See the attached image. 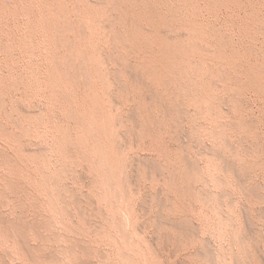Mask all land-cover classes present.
<instances>
[{
	"label": "rangeland",
	"instance_id": "rangeland-1",
	"mask_svg": "<svg viewBox=\"0 0 264 264\" xmlns=\"http://www.w3.org/2000/svg\"><path fill=\"white\" fill-rule=\"evenodd\" d=\"M59 1L0 0V264H264V0Z\"/></svg>",
	"mask_w": 264,
	"mask_h": 264
},
{
	"label": "bare ground",
	"instance_id": "bare-ground-1",
	"mask_svg": "<svg viewBox=\"0 0 264 264\" xmlns=\"http://www.w3.org/2000/svg\"><path fill=\"white\" fill-rule=\"evenodd\" d=\"M32 1H33V0H32ZM55 1H58V0H55ZM60 1H61V0H60ZM60 1H59V2H60ZM98 1H99V0H98ZM115 1H116V0H115ZM119 1H120V0H119ZM119 1H118V2H119ZM130 1H131V0H130ZM130 1H129V2H130ZM143 1H144V0H143ZM165 1H166V0H165ZM168 1L170 2V0H168ZM211 1H212V0H211ZM228 1H229V0H228ZM228 1H227V2H228ZM239 1H240V0H239ZM5 2H7V1H5ZM41 2H42V1H41ZM59 2H57V3H59ZM66 2H67V0H66ZM88 2H89V1H88ZM88 2H87V3H88ZM104 2H105V1H103V3H104ZM106 2H108V0H107ZM113 2H114V1H113ZM127 2H128V0H127ZM134 2H135V1H134ZM171 2H172V0H171ZM171 2H170V3H171ZM188 2H189V1H188ZM229 2H230V1H229ZM229 2H228V3H229ZM237 2H238V1H237ZM10 3H11V2H10ZM16 3H17V2H16ZM27 3L29 4V2H27ZM72 3H73V2H72ZM90 3H91V1H90ZM92 3H93V2H92ZM103 3H102V4H103ZM123 3H125V2H123ZM123 3H122V6H123ZM130 3H132V2H130ZM149 3H151V5H152L157 11H158L160 8H162V6H164V4H165V3H164V0H150ZM174 3H175V2H173V4H174ZM182 3H183V2H182ZM235 3H236V2H235ZM17 4H18V3H17ZM17 4H16V5H17ZM60 4H61V2H60ZM99 4H100V3H99ZM112 4H113V3H112ZM144 4H146V1H145ZM144 4H143L142 6H144ZM166 4H167V3H166ZM173 4H172V5H173ZM219 4H220V3H219ZM239 4H240V3H239ZM43 5H44V4H43ZM54 5H56V2H55ZM78 5H79V4H78ZM87 5H88V4H87ZM95 5H96V3H95ZM172 5H171V6H172ZM223 5H224V4H223ZM30 6H32V4H31ZM44 6H45V5H44ZM80 6H81V5H80ZM80 6H79V7H80ZM104 6H105V5H104ZM120 6H121V5H120ZM129 6H130V5H129ZM133 6H134V5H133ZM138 6H139V5H138ZM149 6H150V5H149ZM226 6H227V5H226ZM22 7H23V6H22ZM65 7H66V6H65ZM96 7H97V6H96ZM107 7H108V5H107ZM107 7H106V8H107ZM115 7H116V6H115ZM136 7H137V6H136ZM144 7H145V6H144ZM153 7H152V8H153ZM219 7H220V5H219ZM251 7H252V6H251ZM15 8H16V7H15ZM35 8H36V7H35ZM54 8H55V6H54ZM60 8H61V7H60ZM93 8H94V7H93ZM128 8H129V7H128ZM138 8H139V7L135 8V9H138ZM150 8H151V7H150ZM150 8H149V11H150ZM165 8H166V7H165ZM216 8H217V7H216ZM216 8H215V9H216ZM26 9H27V7H26ZM68 9H69V8H68ZM68 9H65V11H64V9L61 8V10H63L64 12H67ZM78 9H79V8H78ZM94 9H95V8H94ZM109 9H110V8H109ZM109 9H108V10H109ZM112 9H113V8H112ZM135 9H133V10H135ZM194 9H195V8H194ZM213 9H214V8H213ZM232 9H233V7H232ZM253 9H254V8H253ZM10 10H11V9H10ZM21 10H23V9H21ZM32 10H33V9H32ZM42 10H43V9H42ZM102 10H103V9H102ZM176 10H177V9H176ZM180 10H181V9H180ZM233 10H234V9H233ZM259 10H261V9H259ZM76 11H77V10H76ZM88 11H89V9H88ZM110 11H111V10H110ZM116 11H117V10H116ZM122 11H123V10H122ZM141 11L143 12V10H141ZM157 11H156V12H157ZM160 11H161V10H160ZM160 11H159V12H160ZM182 11H183V10H182ZM196 11H197V10H196ZM256 11H257V10H256ZM256 11H255V12H256ZM0 12H1V11H0ZM28 12H29V11H28ZM69 12H70V11H69ZM77 12H78V11H77ZM79 12H80V11H79ZM112 12H113V11H112ZM114 12H115V10H114ZM134 12H136V10H135ZM138 12H139V11H138ZM165 12H166V11H165ZM176 12H177V11H176ZM183 12H184V11H183ZM183 12H182V13H183ZM192 12H193V11H192ZM194 12H195V10H194ZM55 13H56V12H55ZM96 13L99 14V12H96ZM101 13H103V12H101ZM170 13H171V12H170ZM173 13H174V12H173ZM177 13H178V12H177ZM190 13H191V12H190ZM197 13H198V12H197ZM46 14H47V13H46ZM109 14H110V13H109ZM120 14H121V13H120ZM135 14H136V13H135ZM135 14H133V15L135 16ZM143 14H144V13H143ZM148 14H149V13H148ZM148 14H147L146 16H148ZM166 14H167V13H166ZM184 14H185V13H184ZM53 15H54V14H53ZM63 15L65 16L66 14L63 13ZM67 15H68V13H67ZM67 15H66V16H67ZM77 15H78V14H77ZM79 15H80V14H79ZM90 15H91V14H90ZM164 15H165V14H164ZM177 15H178V14H177ZM179 15H180V14H179ZM181 15H182V14H181ZM61 16H62V14H61ZM64 16H63V17H64ZM66 16H65V17H66ZM120 16H121V15H120ZM129 16H130V15H129ZM138 16H139V15H138ZM138 16H137V17H138ZM142 16H143V15H142ZM146 16H145V17H146ZM149 16H152V15H149ZM154 16H156V15H154ZM182 16H183V15H182ZM182 16H181V17H182ZM13 17H14V16H13ZM59 17H60V16H59ZM63 17H62V19L67 20V17H66V18H65V17L63 18ZM71 17H72V16H71ZM140 17H141V15H140ZM159 17H161V16H157V17H156L157 19L154 18V17H151V18L153 19V22H152L153 24H154V22L157 23V24H156V26H158V27H157V28H158L157 31L160 32L159 36L161 35L160 37H162V39H159V40H160V41H159V40H157V37H155V38H156L155 40H156L157 42H154V43H153L152 40H151V42L153 43V45L156 43L157 45H156V46L154 45V46H155V47L159 46V48L161 49L160 51L163 50L162 53H161L162 56H163L164 51L167 52V55H168V52L171 50V47H173V46L170 47V44L167 43V42L169 41L168 39H170V38L168 37V34H167V33H166V34H167V37H168V39H167L168 41L164 42L165 38H164V36H163L164 33L162 34V30H163V28L161 27V26H162L161 23L163 24V26H165V25H164L165 23H163L165 20H164V18H162V17L159 18ZM186 17H187V16H186ZM28 18H29V17H28ZM60 18H61V17H60ZM135 18H136V17H135ZM147 18H148V17H147ZM182 18H183V17H182ZM187 18H188V17H187ZM263 18H264V16H263ZM3 19H4V18H3ZM9 19H11V17H10ZM51 19H52V18H51ZM68 19H69V18H68ZM77 19H78V18H77ZM117 19H118V18H117ZM133 19H134V18H133ZM139 19H140V18H139ZM172 19H173V18H172ZM174 19H175V18H174ZM176 19H177V17H176ZM185 19H186V18H185ZM190 19H191V17H190ZM258 19H259V17H258ZM28 20H29V19H28ZM48 20H49V19H48ZM108 20H109V19H108ZM118 20H119V19H118ZM140 20H141V19H140ZM143 20H144V19H143ZM147 20H148V19H147ZM168 20H169V19H168ZM60 21L62 22V20H60ZM68 21H69V20H68ZM104 21H105V19H104ZM166 21H167V20H166ZM178 21H179V20H178ZM262 21H263V20H262ZM262 21H261V22H262ZM77 22H78V21H77ZM77 22H76V23H77ZM82 22H83V21H82ZM98 22H99V21H98ZM107 22H109V21H107ZM118 22H119V21H118ZM126 22H127V20H126ZM141 22H142V21H141ZM174 22H175V21H174ZM174 22H173V23H174ZM242 22H243V21H242ZM62 23H63V22H62ZM109 23H110V22H109ZM127 23H128V22H127ZM132 23H133V22H132ZM132 23H130V24H132ZM31 24H33V22H32ZM46 24H47V23H46ZM50 24H51V23H50ZM65 24H67V23H65ZM70 24H71V23H70ZM70 24H68V26H69ZM72 24H73V23H72ZM80 24H81V23H80ZM82 24H83V23H82ZM122 24H123V23H122ZM136 24H137V23H136ZM190 24H191V23H190ZM194 24H195V23H194ZM77 25H78V24H77ZM98 25L100 26V24H98ZM128 25H129V24H128ZM133 25H134V24H133ZM133 25H132V26H133ZM138 25H139V24H138ZM146 25H147V24H146ZM151 25H152V24H151ZM160 25H161V26H160ZM200 25H201V24H200ZM246 25H247V24H246ZM4 26H5V24H4ZM32 26H33V25H32ZM58 26H59V25H58ZM64 26H65V25H64ZM72 26H73V25H71V27H72ZM103 26H104V25H103ZM149 26H150V25H149ZM152 26H153V25H152ZM154 26H155V25H154ZM177 26H178V25H177ZM195 26H196V25H195ZM207 26H208V25H207ZM251 26H252V25H251ZM38 27H39V26H38ZM126 27H127V26H126ZM133 27H134V26H133ZM146 27H147V26H146ZM166 27H167V26H166ZM169 27H170V25H169ZM171 27H172V26H171ZM173 27H174V26H173ZM181 27H182V26H181ZM193 27H194V26H193ZM198 27H199V26H198ZM204 27H205V26H204ZM56 28H58V27H56ZM72 28H74V27H72ZM79 28H80V27H79ZM137 28H138V27H137ZM140 28H141V27H140ZM164 28H165V27H164ZM174 28H175V27H174ZM191 28H192V27H191ZM26 29H27V28H26ZM46 29H47V28H46ZM58 29H59V28H58ZM61 29H62V28H61ZM61 29H60V31H61ZM80 29H81V28H80ZM135 29H136V28H135ZM135 29H133V30H135ZM154 29H156V28H154ZM161 29H162V30H161ZM170 29H171V28H170ZM172 29H173V28H172ZM180 29H181V28H180ZM201 29H202V28H201ZM201 29H200V30H201ZM206 29H207V28H206ZM208 29H210V28H208ZM235 29H236V28H235ZM31 30H32V29H31ZM34 30H35V29H34ZM49 30H50V29H49ZM67 30H68V29H67ZM136 30H137L136 32L138 33V29H136ZM141 30H142V29H141ZM197 30H198V29H197ZM232 30H233V29H232ZM80 31H82V30H80ZM142 31H145V29L142 30ZM146 31H147V30H146ZM146 31H145V32H146ZM152 31H153V30H152ZM181 31H182V30H181ZM189 31H191V30H189ZM223 31H224V30H223ZM249 31H250V30H249ZM249 31H248V33H249ZM30 32H31V31H30ZM32 32H33V31H32ZM48 32H49V31H48ZM58 32H59V31H58ZM58 32H56V29H55V33H58ZM61 32H62V31H61ZM85 32H86V31H85ZM87 32H88V31H87ZM140 32H141V31H140ZM140 32H139V33H140ZM148 32H149V31H148ZM159 32H158V33H159ZM173 32H174V31H173ZM173 32H172V33H173ZM186 32H187V31H186ZM198 32H199V31H198ZM49 33H50V32H49ZM83 33H84V32H83ZM83 33H82V35L85 34V33H84V34H83ZM131 33H132V32H131ZM139 33H138V35H136L137 38H139V35L142 34V33H140V34H139ZM146 33H147V32H146ZM146 33H145L144 35H146ZM151 33H152V32H151ZM154 33H155V31H154ZM158 33H157V34H158ZM168 33H169V31H168ZM175 33H176V32H175ZM184 33H185V32H184ZM203 33H204V32H203ZM230 33H231V32H230ZM257 33H258V32H257ZM58 34H59V33H58ZM63 34H64V33H63ZM66 34H67V33H66ZM86 34H87V33H86ZM133 34H134V33H133ZM157 34H154V36H155V35L157 36ZM192 34H193V33H192ZM213 34H214V33H213ZM51 35H52V34H51ZM142 35H143V34H142ZM149 35H150V33H149ZM149 35H148V36H149ZM180 35H182V34H180ZM200 35H201V34H200ZM206 35H207V34H206ZM47 36H48V35H47ZM56 36H57V35H56ZM58 36H59V35H58ZM86 36H87V35H86ZM134 36H135V34H134ZM136 36H135V37H136ZM148 36H147V37H148ZM150 36H151V35H150ZM150 36H149V38H150ZM190 36H191V35H190ZM197 36H198V35H197ZM209 36H210V35H209ZM220 36H221V35H220ZM61 37H62V36H61ZM63 37H65V36H63ZM132 37H133V36H132ZM142 37H143V36H142ZM142 37H140V38H142ZM152 37H153V35H152ZM165 37H166V36H165ZM167 37H166V38H167ZM174 37H175V36H174ZM193 37H194V36H193ZM212 37H213V36H212ZM215 37H216V36H215ZM249 37H250V36H249ZM251 37H252V36H251ZM66 38H67V37H66ZM84 38H85V37H84ZM130 38H131V37H130ZM133 38H134V37H133ZM140 38H139V39H140ZM145 38H146V37H145ZM158 38H159V37H158ZM171 38H172V37H171ZM182 38H183V37H182ZM189 38H190V37H189ZM195 38H196V37H195ZM201 38H202V37H201ZM47 39H48V38H46V40H47ZM57 39H58V38H57ZM61 39H63V38H61ZM82 39H83V37H82ZM139 39H138V40H139ZM152 39H154V37H153ZM184 39H185V38H184ZM198 39H199V38H198ZM202 39H203V38H202ZM208 39H209V38H208ZM220 39H221V38H220ZM248 39H249V38H248ZM252 39H253V37H252ZM59 40H60V38H59ZM85 40H86V39H85ZM127 40H129V39H127ZM130 40H131V39H130ZM145 40H147V38H146ZM145 40H143V41L146 42ZM148 40H149V39H148ZM189 40H190V39H189ZM215 40H216V39H215ZM249 40H250V39H249ZM56 41H57V40H56ZM86 41H87V40H86ZM140 41H141V40H140ZM140 41H139V42H140ZM175 41H176V40H175ZM194 41H195V40H194ZM200 41H201V40H200ZM222 41H223V40H222ZM36 42H37V41H36ZM139 42H138V43H139ZM181 42H182V41H181ZM196 42H197V41H196ZM212 42H213V41H212ZM84 43H85V42H84ZM110 43H111V42H110ZM142 43H143V42H142ZM142 43H141V44H142ZM149 43H150V42H149ZM152 43H150V45H152ZM172 43H173V42H172ZM185 43L187 44V42H185ZM55 44H56V43H55ZM63 44H64V43H62V45H63ZM77 44H78V43H77ZM124 44H125V43H124ZM135 44H136V43H135ZM145 44H148V42H146ZM193 44H194V43H193ZM199 44H200V43H199ZM206 44H207V43H206ZM208 44H209V43H208ZM12 45H13V44H12ZM58 45H61V44H58ZM62 45H61V46H62ZM69 45H71V43H69ZM79 45H80V44H79ZM171 45H172V44H171ZM177 45H178V44H177ZM211 45H212V44H211ZM71 46H72V45H71ZM71 46H70V47H71ZM75 46H76V45H75ZM133 46H134V45H133ZM179 46H180V45H179ZM184 46H185V44H184ZM202 46H203V45H202ZM217 46H218V45H217ZM9 47H10V46H9ZM13 47H14V46H13ZM73 47H74V46H73ZM99 47H100V46H99ZM127 47H128V46H127ZM137 47H139V46H137ZM148 47H149V46H148ZM175 47H176V46H175ZM182 47H183V46H182ZM185 47H186V46H185ZM206 47H207V46H206ZM228 47H229V46H228ZM74 48H75V47H74ZM149 48H150V47H149ZM159 48H158V49H159ZM202 48H203V47H202ZM207 48H208V47H207ZM213 48H215V47H213ZM231 48H232V47H231ZM247 48H248V47H247ZM70 49H71V48H70ZM72 49H73V48H72ZM175 49H176V48H175ZM180 49H181V46H180ZM195 49H196V48H195ZM228 49H229V48H228ZM233 49H234V48H233ZM235 49H236V48H235ZM98 50H99V49H98ZM251 50H252V49H251ZM75 51H76V48H75ZM82 51H83V50H82ZM173 51H174V50H173ZM175 51H176V50H175ZM204 51H206V50H204ZM224 51H225V50H224ZM229 51H230V50H229ZM80 52H81V51H80ZM84 52H85V50H84ZM171 52H172V51H170L169 54H171ZM185 52H186V51H185ZM222 52H223V51H222ZM231 52H232V51H231ZM237 52H238V50H237ZM75 53H76V52H75ZM159 53H160V52H159ZM172 53H173V52H172ZM186 53H187V52H186ZM206 53H207V52H206ZM215 53H216V52H215ZM251 53H252V52H251ZM82 54H83V55H82ZM85 54H86V52H85ZM85 54L82 52V53H81L82 57H83V56H87V55H85ZM87 54H88V53H87ZM128 54H129V53H128ZM212 54H214V53H212ZM221 54H222V53H221ZM240 54H241V53H240ZM242 54H244V53H242ZM125 55H126V54H125ZM165 55H166V54H165ZM167 55H166V56H167ZM176 55H177V54H176ZM235 55H236V54H235ZM244 55H245V54H244ZM75 56H76V55H75ZM75 56H74V57H75ZM97 56H98V55H97ZM97 56H96V58H97ZM171 56H172V55H171ZM180 56H181V55H180ZM216 56H217V55H215V57H216ZM238 56H239V55H238ZM240 56H241V55H240ZM167 57L169 58V55H168ZM173 57H174V58H173ZM173 57L171 58L172 61H173V59L175 60V56H174V55H173ZM191 57H192V56H191ZM218 57H220V56L218 55ZM75 58H76V57H75ZM84 58H86V57H84ZM152 58H153V57H152ZM164 58H165V56H164ZM168 58H165V59L167 60ZM178 58H179V57H178ZM182 58H183V57H182ZM187 58H188V57H187ZM255 58H256V57H255ZM71 59H72V62H73V58H71ZM161 59H162V58H161ZM169 59H170V58H169ZM236 59H237V58H236ZM242 59H244V58H242ZM68 60H70V59L68 58ZM86 60L88 61V58H87ZM86 60H85V62H86ZM93 60H94V58H93ZM150 60H151V58H150ZM162 60H163V59H162ZM240 60H241V59H240ZM70 61H71V60H70ZM75 61H76V60H75ZM79 61H80V60H79ZM152 61H153V60H152ZM154 61H155V60H154ZM175 61H176V60H175ZM181 61H182V60H181ZM186 61H187V60H186ZM191 61H192V60H191ZM233 61H234V60H233ZM242 61H243V60H242ZM76 62H77V61H76ZM92 62H93V61H92ZM96 62H97V61H96ZM98 62H99V58H98ZM163 62H164V61H163ZM192 62H193V61H192ZM262 62H263V61H262ZM170 63H171V62H170ZM175 63H176V62H175ZM69 64H71V62H70ZM74 64H75V63H74ZM82 64H83V63H82ZM98 64H99V63H98ZM200 64H201V63H200ZM200 64H199V65H200ZM245 64H246V63H245ZM250 64H251V63H250ZM254 64H255V63H254ZM65 65H66V64H65ZM166 65H167V64H166ZM181 65H182V64H181ZM189 65H190V64H189ZM191 65H192V64H191ZM67 66H68V64H67ZM71 66H76V65H72V64H71ZM83 66H84V64H83ZM95 66H96V65H95ZM154 66H155V65H154ZM162 66H163V65H162ZM164 66H165V65H164ZM164 66H163V68L166 69L167 67H164ZM170 66H171V65H170ZM178 66H180V65H178ZM185 66H186V65H185ZM185 66H184V67H185ZM65 67H66V66H65ZM84 67H85V66H84ZM198 67H199V66H198ZM261 67H262V66H261ZM263 67H264V66H263ZM74 68H75V67H74ZM97 68H98V67H96V69H97ZM163 68L160 67V69L163 70L162 73L166 71V70L164 71ZM175 68H176V67H175ZM178 68H179V67H178ZM190 68H191V67H190ZM71 69H72V68H71ZM71 69H70V70H71ZM76 69H77V68H76ZM82 69H83V68H81V70H82ZM94 69H95V68H94ZM98 69H99V68H98ZM156 69H157V67H156ZM170 69H171V68H170ZM184 69H185V68H184ZM184 69H183V70H184ZM208 69H209V68H208ZM250 69H251V68H250ZM250 69H249V70H250ZM255 69H256V68H255ZM262 69H263V68H262ZM68 70H69V69H68ZM77 70H78V69H77ZM85 70H86V69H85ZM154 70H155V69H154ZM154 70H153V71H154ZM157 70H158V69H157ZM194 70H196V69H194ZM200 70H202V69H200ZM206 70H207V69H206ZM214 70H215V69H214ZM239 70H240V69H239ZM252 70H253V69H252ZM258 70H259V69H258ZM72 71H73V70H72ZM82 71H83V70H82ZM98 71H99V70H98ZM155 71H156V70H155ZM171 71H172V70H171ZM175 71H176V70H175ZM187 71H188V70H187ZM202 71H203V70H202ZM255 71H256V70H255ZM76 72H77V71H76ZM95 72H96V74H98V72H97L96 70H95ZM157 72H158V71H157ZM160 72H161V70H160ZM191 72H192V71H191ZM223 72H224V71H223ZM234 72H235V70H234ZM77 73H78V72H77ZM81 73H82V72H81ZM83 73L86 74V72H84V71H83ZM165 73H167V71H166ZM165 73H164V74H165ZM171 73H172V72H171ZM177 73H178V72H177ZM179 73H180V72H179ZM197 73H198V72H197ZM254 73H256V72H254ZM254 73H253V74H254ZM73 74H74V73H73ZM73 74H72V75H73ZM131 74H132V73H131ZM158 74H159V73H158ZM164 74H163V75H164ZM173 74H174V73H173ZM173 74H172V75H173ZM186 74H187V73H186ZM188 74H189V73H188ZM188 74H187V75H188ZM209 74H210V72H209ZM233 74H234V73H233ZM261 74H262V73H261ZM81 75H82V74H81ZM83 75H84V74H83ZM83 75H82V76H83ZM88 75H90V74L88 73ZM133 75H134V74H133ZM148 75H149V74H148ZM184 75H185V74H184ZM187 75H186V76H187ZM254 75H255V74H254ZM70 76H71V75H70ZM86 76H87V74H86ZM97 76H98V75H97ZM149 76H150V75H149ZM160 76H162V75H160ZM164 76H167V74L164 75ZM197 76H198V75H197ZM221 76H223V75H221ZM230 76H231V75H230ZM258 76H259V75H258ZM74 77H75V76H74ZM84 77H85V76H84ZM98 77H100V74H99ZM101 77H102V73H101ZM203 77H204V76H203ZM251 77H252V76H251ZM254 77H255V76H254ZM71 78H72V77H71ZM137 78H138V77H137ZM169 78H170V77H169ZM171 78H172V77H171ZM196 78H197V77H196ZM73 79H74V78H73ZM76 79H77V78H76ZM85 79H86V78H85ZM85 79H84V80H85ZM99 79H100V78H99ZM138 79H139V78H138ZM158 79H159V78H158ZM187 79H188V78H187ZM230 79H231V78H230ZM253 79H254V78H253ZM255 79H256V77H255ZM255 79H254V80H255ZM74 80H75V79H74ZM87 80H88V79H87ZM136 80H137V79H136ZM139 80H140V79H139ZM155 80H156V79H155ZM159 80H160V79H159ZM161 80H162V79H161ZM163 80H164V79H163ZM182 80H183V79H182ZM189 80H190V79H189ZM223 80H224V79H223ZM260 80H261V79H260ZM77 81H78V80H77ZM88 81H89V80H88ZM166 81H167V80H166ZM192 81H193V80H192ZM249 81H250V80H249ZM261 81H262V80H261ZM134 82H135V80H134ZM172 82H174V81H172ZM172 82H171V83H172ZM193 82H194V81H193ZM215 82H216V81H215ZM86 83H87V82H86ZM151 83H153V82H151ZM164 83H165V82H164ZM179 83H180V82H179ZM156 84H157V83H156ZM199 84H200V83H199ZM255 84H256V83H255ZM145 85H147V84H145ZM208 85H210V83H209ZM208 85H207V86H208ZM262 85H263V83H262ZM150 87H151V86H150ZM160 87H161V86H160ZM169 87H170V86H169ZM141 88H142V87H141ZM208 89H209V88H208ZM146 90H147V89H146ZM170 90H171V89H170ZM153 91H154V90H153ZM171 91H172V90H171ZM208 91H209V90H208ZM166 92H167V91H166ZM160 93H161V92H159V95H160ZM153 94H155V93H153ZM157 95H158V94H157ZM156 97H157V96H156ZM158 97H159V96H158ZM151 99H152V97H151ZM156 99H157V98H156ZM179 99H180V98H179ZM174 101H175V100H174ZM160 102H161V101H160ZM158 103H159V102H158ZM161 103H162V102H161ZM175 104H176V103H175ZM164 105H165V104H164ZM176 105H177V104H176ZM154 107H155V106H154ZM174 108H175V107H174ZM177 108H178V107H177ZM146 110H147V109H146ZM94 111L97 113V115H98L99 118H98V120H94V119L89 120V121H88V124H89L90 126H92V129H93V130H94V128H95V129L97 130V132H99V133H103V132H105L108 128H110V127H109V125H110V120H109L108 114H107V112H106V109H105L104 106L100 105L99 107H96V108L94 109ZM154 112H155V111H154ZM170 115H171V114H170ZM162 116H163V115H162ZM153 118H154V117H153ZM153 118H152V119H153ZM178 118H179V117H178ZM172 119H173V118H172ZM175 119H176V118H175ZM154 121H155V120H154ZM167 121H168V120H167ZM165 122H166V121H165ZM166 123H167V122H166ZM168 123H169V122H168ZM147 124H148V123H147ZM170 124H171V123H170ZM150 125H152V124H150ZM150 125H149V126H150ZM172 125H173V124H172ZM172 125H171V126H172ZM144 128H145V127H144ZM64 141H66V139H64ZM64 148H65V147H64ZM65 149H66V148H65ZM101 149H102V151H103L102 160H106V154H107V151H106L104 148H101ZM103 169H104V168H103ZM107 170H108V167H107ZM109 171H110V170H109ZM109 171H106V172H109ZM105 174H106L105 176H106L107 180H108L109 182H111L112 178H111V174H110V172H109V173H105ZM2 220H3V219H2ZM2 220H1V221H2ZM1 221H0V222H1ZM2 222H4V221H2ZM1 224H2V223H1ZM180 226H181V225H180ZM178 227H179V226H178ZM27 250H28V248H27ZM77 260H78V259H77ZM79 261H81V260H79ZM82 261H83V260H82ZM81 263H83V262H81ZM84 263H85V262H84ZM86 263H87V262H86ZM79 264H80V263H79Z\"/></svg>",
	"mask_w": 264,
	"mask_h": 264
}]
</instances>
